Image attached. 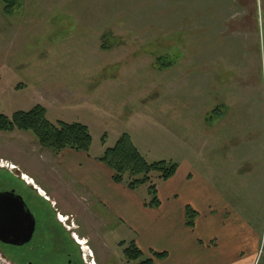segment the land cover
I'll list each match as a JSON object with an SVG mask.
<instances>
[{
	"label": "rangeland",
	"instance_id": "rangeland-1",
	"mask_svg": "<svg viewBox=\"0 0 264 264\" xmlns=\"http://www.w3.org/2000/svg\"><path fill=\"white\" fill-rule=\"evenodd\" d=\"M3 7L0 114L39 105L52 123L82 124L91 157L127 134L149 163L198 167L202 143L217 144L224 193L264 214V0H16L9 15ZM61 155L30 132H0V190L16 184L31 195L25 183L42 185L89 233V249L80 241L86 264L90 250L96 264H133L124 256L133 234L67 169L82 154ZM137 194L148 200L147 185ZM26 250L0 245V264H25Z\"/></svg>",
	"mask_w": 264,
	"mask_h": 264
},
{
	"label": "crops",
	"instance_id": "crops-1",
	"mask_svg": "<svg viewBox=\"0 0 264 264\" xmlns=\"http://www.w3.org/2000/svg\"><path fill=\"white\" fill-rule=\"evenodd\" d=\"M217 149V144L203 142L198 167L187 159L178 165L174 176L159 185L157 208L146 207L137 189L114 183L99 156L78 152L82 158L75 162L77 168L71 169L74 163L68 162L67 169L133 234L132 242L142 255L156 264H264L263 210L254 204L238 209L233 197L224 193ZM69 151L74 152L64 150L61 156ZM186 206L197 214L193 228L185 225ZM83 237L90 241L89 233ZM151 252L167 255L156 260Z\"/></svg>",
	"mask_w": 264,
	"mask_h": 264
},
{
	"label": "trees",
	"instance_id": "trees-1",
	"mask_svg": "<svg viewBox=\"0 0 264 264\" xmlns=\"http://www.w3.org/2000/svg\"><path fill=\"white\" fill-rule=\"evenodd\" d=\"M3 4V12L6 15L16 4V0H0ZM30 132L38 144L55 153L64 150L82 152L88 154L91 146V136L87 129L79 123L50 122L46 118L45 108L36 105L27 112L18 111L10 117L0 114V132ZM99 162L107 166L112 174V180L116 184H123L129 190H136L141 185H147L149 199L145 202L148 208H157V181L165 182L172 178L177 171L178 164L169 161L149 163L138 152L127 134H122L112 148L106 149L98 157ZM156 180H152V176ZM185 225L194 227L196 212L190 207H185ZM152 257L161 260L166 253L151 252ZM124 256L133 264H156L152 258H143L141 251L132 242L124 250Z\"/></svg>",
	"mask_w": 264,
	"mask_h": 264
},
{
	"label": "flooded vegetation",
	"instance_id": "flooded-vegetation-1",
	"mask_svg": "<svg viewBox=\"0 0 264 264\" xmlns=\"http://www.w3.org/2000/svg\"><path fill=\"white\" fill-rule=\"evenodd\" d=\"M35 182L32 181V184ZM28 185L31 195L24 192V188L14 184L0 193L10 192L21 197L25 210L29 211L34 219V230L30 240L21 246L0 245L14 249H27L23 259L25 264H86L82 257V241L89 249L88 240L84 239V229L76 220L74 212H65L59 203L51 197L42 185ZM84 245V246H85ZM91 261L96 264L94 253L90 250Z\"/></svg>",
	"mask_w": 264,
	"mask_h": 264
},
{
	"label": "water",
	"instance_id": "water-1",
	"mask_svg": "<svg viewBox=\"0 0 264 264\" xmlns=\"http://www.w3.org/2000/svg\"><path fill=\"white\" fill-rule=\"evenodd\" d=\"M34 230V219L19 196L0 193V242L5 245H24Z\"/></svg>",
	"mask_w": 264,
	"mask_h": 264
},
{
	"label": "built area",
	"instance_id": "built-area-1",
	"mask_svg": "<svg viewBox=\"0 0 264 264\" xmlns=\"http://www.w3.org/2000/svg\"><path fill=\"white\" fill-rule=\"evenodd\" d=\"M0 261H1V262H4V260H3L1 257H0Z\"/></svg>",
	"mask_w": 264,
	"mask_h": 264
}]
</instances>
